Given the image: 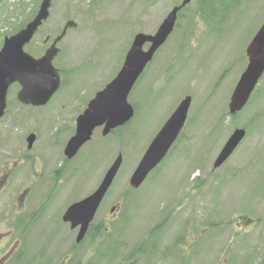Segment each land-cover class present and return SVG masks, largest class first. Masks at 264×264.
<instances>
[{"label":"rangeland","instance_id":"obj_1","mask_svg":"<svg viewBox=\"0 0 264 264\" xmlns=\"http://www.w3.org/2000/svg\"><path fill=\"white\" fill-rule=\"evenodd\" d=\"M182 1L52 0L48 20L25 49L40 56L39 45L46 34L54 38L67 20L76 22L57 45L60 53L53 61L63 77L60 90L50 100L53 107L65 105L58 114L63 113L66 119L80 113L119 71L133 36L153 33ZM201 2L193 0L183 8L157 58L130 91L128 102L135 108L131 122L106 140L97 130L67 164L56 151L47 162L51 170L80 169L78 182L84 189H92L121 154L112 197L105 201L107 206L112 201L116 206L122 199L125 213L133 216L126 237L131 248L138 246L148 231L141 226L162 207L172 213L178 264H264V74L240 112L231 117L227 108L247 64L246 47L264 20V0H210L206 20L197 14L206 9L200 8ZM20 3L26 5L27 14L40 0L0 1V46L4 36L15 32L17 16L23 11ZM16 86L9 89L8 106L0 118V163L6 151L17 155L22 143L25 149V137L35 125L40 126L41 135L46 134L43 123L31 119L27 109L13 106ZM185 96L191 98V105L181 137L144 184L125 196L147 145ZM66 128L60 142L72 134L70 124ZM236 128L245 130L244 139L214 170L215 158ZM13 161L23 164L16 167L3 191L11 200L29 166L23 156ZM4 209L0 202V213ZM101 211L97 218H103Z\"/></svg>","mask_w":264,"mask_h":264},{"label":"flooded vegetation","instance_id":"obj_2","mask_svg":"<svg viewBox=\"0 0 264 264\" xmlns=\"http://www.w3.org/2000/svg\"><path fill=\"white\" fill-rule=\"evenodd\" d=\"M197 14L204 15L206 20V9ZM50 42L48 40L44 46ZM44 46L39 45V50H45ZM13 106L31 110L27 115L38 123L42 122L46 134L41 135L40 126L35 125L28 132L34 134L31 147L25 145L24 149L22 143L21 151L16 153L23 156L29 166L24 181L13 192L12 200L3 191L16 167L23 163H13V158L18 156L12 150L6 151L7 155L0 163V202L5 205L0 213V264H178L174 253L178 241L174 237L172 213L168 214L165 208L159 207L154 218L141 226L144 231L148 228L142 242L131 248L126 237L133 216L125 213L122 199L116 206L111 205L113 201L107 206L105 199L112 197L111 187L96 211L98 213L101 209L103 218H97L95 214L96 218L94 216L88 225L83 239L76 242L80 226L72 227L64 221V213L74 202L94 192L98 185L84 189L78 182L80 169L51 170L47 157L54 151L63 156L68 140L60 142V137L67 129V123L71 136L74 134L76 118L83 111L64 119V114L58 113L65 105L56 108L49 102L28 107L17 102ZM14 126L10 124L11 128ZM96 130L101 131V128ZM63 162L67 164L68 161L63 159ZM86 190L89 191L87 194L83 192Z\"/></svg>","mask_w":264,"mask_h":264},{"label":"water","instance_id":"obj_3","mask_svg":"<svg viewBox=\"0 0 264 264\" xmlns=\"http://www.w3.org/2000/svg\"><path fill=\"white\" fill-rule=\"evenodd\" d=\"M189 1L184 0L179 6L172 8L153 35L137 33L134 36L117 75L95 95L85 111L77 117L75 134L68 141L64 151L68 159L72 158L78 149L90 139L95 127L104 124L102 134L106 135L111 129L130 120L133 109L127 102V96L145 65L152 59L154 52L172 32L177 12ZM50 5L51 0H41L33 19L14 35L4 38L0 49V117L4 113L6 94L11 84L16 82L20 85L17 99L21 103L34 106L46 104L60 87V74L52 66V60L58 53L57 42L62 39L66 30L75 27V24L72 21H67L61 33L53 40L52 45L42 57L35 59L24 51V46L29 43L38 27L48 18ZM145 43H149L146 51L143 50ZM245 54L248 61L247 66L240 75L228 104L231 114L244 107L264 71V22L247 45ZM189 105L190 97H186L178 104L153 138L130 176L129 186L131 188H138L148 173L164 159L184 125ZM244 135L243 129L233 131L214 161V168L222 165ZM32 140L33 136L27 138L28 143ZM121 162L122 157L118 155L96 191L85 199L72 204L65 213L64 220L70 221L72 227L81 225L77 241H80L84 236L86 228L104 193L112 183Z\"/></svg>","mask_w":264,"mask_h":264},{"label":"trees","instance_id":"obj_4","mask_svg":"<svg viewBox=\"0 0 264 264\" xmlns=\"http://www.w3.org/2000/svg\"><path fill=\"white\" fill-rule=\"evenodd\" d=\"M37 5V3H36ZM18 6H21L23 8V11H22V15H19L17 16L18 19H17V23L15 24V31L19 30L20 28H22L26 22H28L32 16L34 15V13L36 12V7H34V4L32 5V7L29 9V13L26 14V9H25V4L23 3H20ZM12 18V17H11ZM9 18V19H11Z\"/></svg>","mask_w":264,"mask_h":264}]
</instances>
